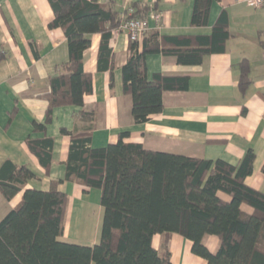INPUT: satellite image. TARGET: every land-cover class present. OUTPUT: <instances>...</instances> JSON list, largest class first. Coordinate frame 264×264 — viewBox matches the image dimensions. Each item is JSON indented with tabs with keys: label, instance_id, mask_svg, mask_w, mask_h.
I'll return each instance as SVG.
<instances>
[{
	"label": "trees",
	"instance_id": "obj_1",
	"mask_svg": "<svg viewBox=\"0 0 264 264\" xmlns=\"http://www.w3.org/2000/svg\"><path fill=\"white\" fill-rule=\"evenodd\" d=\"M214 1L219 0H195L193 26L207 24ZM49 3L54 13L49 28L64 31L69 60L49 80L47 118L44 124L33 123L35 133H45L55 109L83 108L85 96L93 93V76L84 71V54L92 44L89 36H102L101 58L111 59L109 41L114 30L123 21L142 19L150 12L133 6L131 14L129 10L119 14L98 0ZM229 38L223 13L210 36L168 37L153 32L142 39L141 50L139 42L130 41L122 76L124 92L132 98L135 123H147L163 111L164 92L185 91L189 84L188 77L155 74L149 79L147 56L172 55L180 65L198 66L206 56L223 53ZM4 59L0 53V62ZM248 84L243 73L241 90ZM96 120V109L81 110L75 121L85 129H62L61 133L71 139L65 181L101 192L104 214L99 243L82 246L60 240L69 205V196L57 189L63 180L53 182L49 191L27 189L35 174L6 162L0 169L2 196L10 201L23 193L19 205L0 221V264H173L168 248L173 235L191 241L193 254L207 264H264V193L245 182L254 171L252 150L234 166L221 159L148 151L140 143L129 142V132H122L115 144L92 148ZM28 147L49 175L53 139H31ZM242 205L253 213L246 214ZM156 235L163 236L162 252L153 247ZM208 235L220 241L216 253L203 243Z\"/></svg>",
	"mask_w": 264,
	"mask_h": 264
},
{
	"label": "crops",
	"instance_id": "obj_2",
	"mask_svg": "<svg viewBox=\"0 0 264 264\" xmlns=\"http://www.w3.org/2000/svg\"><path fill=\"white\" fill-rule=\"evenodd\" d=\"M98 2L119 14L133 6L161 13L160 27L151 21L150 34L168 37L210 36L224 13L230 38L223 53L206 56L198 66L180 65L172 55L147 56L149 79L155 74L188 77L189 84L185 91L164 92L163 111L149 122L137 124L132 116V98L123 89L122 68L129 58L128 35L114 30L109 41L111 59L105 55L101 58L102 36L90 35L92 44L84 54V71L93 76V93L85 96L83 108L55 109L45 133H35L33 123L44 124L47 118L49 80L69 60L67 38L62 29L49 28L54 20L49 0H0V53L5 56L0 62V169L6 162L29 168L37 178L27 183V189L49 191L53 182L63 180L57 189L69 196V205L60 240L94 246L101 237V192L65 181L71 139L61 130H84L75 121L81 110L97 111L91 130L92 148L115 144L122 132H129L128 141L140 143L148 151L221 159L234 166L252 150L254 171L245 182L264 193V8L250 7L244 0L214 1L207 24L193 26L195 0ZM139 45L141 50L142 40ZM243 73L249 81L245 91L240 88ZM44 137L54 141L49 175L28 147L29 140ZM22 193L6 201L0 192V221L19 205ZM219 196L230 201L223 193ZM242 210L253 213L247 205H242ZM91 213L99 216L94 228L85 225ZM92 234L94 237L90 238ZM78 237L86 242H79ZM203 243L212 253L220 247L215 236H205ZM162 244L163 236L156 235L153 247L162 252ZM168 248L173 264H207L193 254V243L179 235L170 238Z\"/></svg>",
	"mask_w": 264,
	"mask_h": 264
},
{
	"label": "built area",
	"instance_id": "obj_3",
	"mask_svg": "<svg viewBox=\"0 0 264 264\" xmlns=\"http://www.w3.org/2000/svg\"><path fill=\"white\" fill-rule=\"evenodd\" d=\"M245 3L253 8H264V0H244ZM129 14L132 13L131 9ZM162 20L161 13L151 12L142 19L125 20L115 30L116 33H125L130 41L140 42L145 36L151 32L150 22L154 21L158 27Z\"/></svg>",
	"mask_w": 264,
	"mask_h": 264
},
{
	"label": "rangeland",
	"instance_id": "obj_4",
	"mask_svg": "<svg viewBox=\"0 0 264 264\" xmlns=\"http://www.w3.org/2000/svg\"><path fill=\"white\" fill-rule=\"evenodd\" d=\"M101 218H102V216H101ZM98 220H99V216H98V214L97 213H91L90 214V216H89V220H88V223L87 224H85L87 227L88 226H90V225H92V228H94V226L97 224V222H98ZM99 226H98V230H99ZM98 230H97V232H96V234L98 233ZM75 234V233H74ZM95 234V233H94ZM94 234H92L91 236H90V238L92 237H94ZM78 240H79V242H81V243H84V242H86V241H80L81 239H80V237H78ZM91 240V239H90Z\"/></svg>",
	"mask_w": 264,
	"mask_h": 264
}]
</instances>
